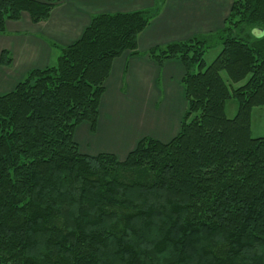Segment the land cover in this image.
I'll return each mask as SVG.
<instances>
[{"label": "trees", "instance_id": "obj_1", "mask_svg": "<svg viewBox=\"0 0 264 264\" xmlns=\"http://www.w3.org/2000/svg\"><path fill=\"white\" fill-rule=\"evenodd\" d=\"M161 2L92 17L55 66L0 96V264H264V138L250 135L264 106V0H233L219 32L146 54L184 69L186 110L170 142L142 138L120 161L74 141L81 124L95 130L112 62L138 54ZM55 5L0 0V35L23 13L46 21Z\"/></svg>", "mask_w": 264, "mask_h": 264}, {"label": "crops", "instance_id": "obj_2", "mask_svg": "<svg viewBox=\"0 0 264 264\" xmlns=\"http://www.w3.org/2000/svg\"><path fill=\"white\" fill-rule=\"evenodd\" d=\"M46 2L47 0H34ZM49 18L33 24L28 14L7 22L0 35V54L11 58L0 66V96L12 92L33 70L56 65L61 49L80 40L91 19L152 9L156 0H53ZM158 15L137 38V55L124 53L112 62L98 107L95 130L83 123L74 141L83 155L106 153L123 161L142 138L162 144L179 132L186 110L184 69L177 60L161 65L146 54L222 30L233 0H163Z\"/></svg>", "mask_w": 264, "mask_h": 264}, {"label": "rangeland", "instance_id": "obj_3", "mask_svg": "<svg viewBox=\"0 0 264 264\" xmlns=\"http://www.w3.org/2000/svg\"><path fill=\"white\" fill-rule=\"evenodd\" d=\"M164 1L162 0L159 6V12L161 8L163 7ZM221 50V43L218 41L213 42L211 45H209L208 49L205 52L204 55V61L206 65H210L217 55L219 54ZM222 77L224 80H228L225 74H222ZM243 83L234 85L233 88H237L238 86H241ZM237 109V104L234 100H230L226 104L225 114L228 119H231L235 116ZM250 135L252 138H264V106L263 107H256L253 108L251 111V121H250Z\"/></svg>", "mask_w": 264, "mask_h": 264}, {"label": "water", "instance_id": "obj_4", "mask_svg": "<svg viewBox=\"0 0 264 264\" xmlns=\"http://www.w3.org/2000/svg\"><path fill=\"white\" fill-rule=\"evenodd\" d=\"M253 35L260 36L261 35V32H259V31H253Z\"/></svg>", "mask_w": 264, "mask_h": 264}]
</instances>
